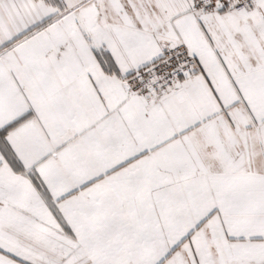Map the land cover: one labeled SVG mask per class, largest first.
Masks as SVG:
<instances>
[{
    "label": "snow or ice",
    "instance_id": "6c2138e0",
    "mask_svg": "<svg viewBox=\"0 0 264 264\" xmlns=\"http://www.w3.org/2000/svg\"><path fill=\"white\" fill-rule=\"evenodd\" d=\"M0 264H264V0H0Z\"/></svg>",
    "mask_w": 264,
    "mask_h": 264
}]
</instances>
